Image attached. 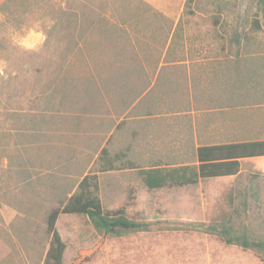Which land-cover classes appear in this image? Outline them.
<instances>
[{
  "label": "rangeland",
  "instance_id": "rangeland-1",
  "mask_svg": "<svg viewBox=\"0 0 264 264\" xmlns=\"http://www.w3.org/2000/svg\"><path fill=\"white\" fill-rule=\"evenodd\" d=\"M14 9L6 20L0 12V264H45L47 217L87 175L106 211L124 209L147 230L108 237L88 217L62 214L64 264H264L209 231L231 219L264 240V158L184 187L150 190L139 174L197 166L201 144L264 139L259 0H28ZM104 148L113 170L102 171Z\"/></svg>",
  "mask_w": 264,
  "mask_h": 264
},
{
  "label": "trees",
  "instance_id": "trees-1",
  "mask_svg": "<svg viewBox=\"0 0 264 264\" xmlns=\"http://www.w3.org/2000/svg\"><path fill=\"white\" fill-rule=\"evenodd\" d=\"M28 0H0V12L4 20L11 17L23 2ZM264 12V0H259ZM63 12V10H61ZM75 12H63L68 19ZM69 20V19H68ZM75 25V24H74ZM74 25H68L74 27ZM259 30V22L255 23ZM238 43L239 37L235 35ZM198 166L163 167L155 165L147 169H140L139 174L144 184L150 190L165 187H184L194 185L201 179L223 178L239 175L241 163L239 159L264 156V141H246L213 145L199 148ZM100 159L104 163L102 171L113 170L114 160L107 149H103ZM130 166H135L130 163ZM98 183L95 176L87 175L79 184L77 191L66 201H60V206L50 212L47 217V231L51 235L50 248L45 264H64V254L67 249L57 230L56 224L62 214L84 215L89 218L95 230L104 236L121 237L131 232L146 231L142 223L130 219L124 209L106 211L100 197L97 195ZM212 234L220 236L228 245H237L244 249L257 250L264 262V240L251 237L247 231L239 232L231 224V219L224 220L210 226Z\"/></svg>",
  "mask_w": 264,
  "mask_h": 264
},
{
  "label": "crops",
  "instance_id": "crops-1",
  "mask_svg": "<svg viewBox=\"0 0 264 264\" xmlns=\"http://www.w3.org/2000/svg\"><path fill=\"white\" fill-rule=\"evenodd\" d=\"M121 76V75H120ZM126 76V74L125 75H123V76H121V77H123L122 79H124V77ZM127 78V77H126ZM120 80V81H117V84L116 85H118V87L119 88H121V87H125L126 86V82H124L123 80ZM107 84V83H106ZM106 84L104 85L105 87H106ZM109 85V84H108ZM133 85H136L135 83L133 84ZM113 118H115L114 117V115H113ZM103 127V129L104 128H107L105 125H103L102 126ZM166 129H165V132L167 133L168 131H169V129H168V126L166 125V127H165ZM102 129V130H103ZM111 136L112 135H110V137L107 139V141H106V144L110 141V138H111ZM195 137H196V141L198 140V135H196L195 134ZM255 141H257V140H255ZM259 141H264V139L263 140H259ZM234 142V141H233ZM233 142H225V143H216V144H201V145H198L197 146V148H196V155H197V163H196V165L198 166V165H200V160H199V148H204V147H210V146H213V145H219V144H227V143H233ZM236 142H246V141H235L234 143H236ZM104 149H106V148H104ZM121 154L120 153H118L115 157H114V159H117V160H121V158L123 159L124 158V156H120ZM258 158H264V156H257V157H248V158H241V159H239V161H240V163H241V167H242V162L243 161H246V160H252V159H258ZM130 163H132V162H130ZM135 166V165H134ZM179 166H183V165H179ZM164 167V166H163ZM174 167H176V166H174Z\"/></svg>",
  "mask_w": 264,
  "mask_h": 264
}]
</instances>
